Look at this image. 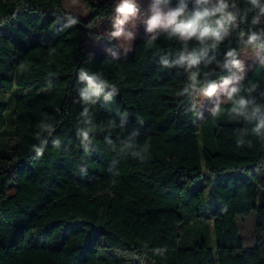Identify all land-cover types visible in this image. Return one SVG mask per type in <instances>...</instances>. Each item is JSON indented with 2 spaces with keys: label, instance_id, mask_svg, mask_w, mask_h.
<instances>
[{
  "label": "trees",
  "instance_id": "1",
  "mask_svg": "<svg viewBox=\"0 0 264 264\" xmlns=\"http://www.w3.org/2000/svg\"><path fill=\"white\" fill-rule=\"evenodd\" d=\"M118 1L83 0L84 20L63 0H0V264H264V63L201 123L195 106L242 50L264 49V15L225 0L236 20L215 45L162 30L127 57L88 51ZM183 3L187 16L218 0ZM81 71L105 82L99 95ZM184 205L197 213L183 234ZM201 228L215 248L190 243Z\"/></svg>",
  "mask_w": 264,
  "mask_h": 264
},
{
  "label": "rangeland",
  "instance_id": "2",
  "mask_svg": "<svg viewBox=\"0 0 264 264\" xmlns=\"http://www.w3.org/2000/svg\"><path fill=\"white\" fill-rule=\"evenodd\" d=\"M103 1V0H97ZM122 2L119 0L115 5L112 14L98 22L95 27V35L90 37L86 42L85 46L88 51L99 54H106L116 58L125 57L130 55L129 53L133 49L134 43L144 37L151 36L164 29H157L149 32L147 30V20L152 15L153 8H159L163 11L173 9L170 5L162 4L158 0H129L131 3H135L137 6V13L135 16H130L123 24L117 23L116 7ZM64 9L79 18L84 20L89 19L90 10L83 2V0H63ZM119 33L118 36H114L113 33ZM93 49V50H91ZM264 63V49L260 47L247 48L242 50L238 56L239 67L235 66L232 74L225 80H229L230 83L225 85L222 80L218 83L215 93L212 95H205V91L201 90L195 95V106H196V119L201 123L220 103H225L229 100L230 90L236 86L248 73L252 67L258 63ZM7 118L8 123L5 127L7 131L6 138L11 137V112L13 110V102L7 99ZM205 177V175L203 176ZM207 193L203 194L199 202L201 207L206 208L205 200ZM258 205H264V187L259 188ZM200 212V210H198ZM197 211H192L191 207L183 206L180 210V215L183 217V226L180 231L183 233L185 227L188 226V222L193 218V215ZM255 225V213H252L246 218L247 229H252ZM184 234V233H183ZM207 230L200 229V231H192L187 238L190 243L201 239L205 236L207 243L212 247H216L215 241L213 240V234L206 236ZM186 236L181 238L183 244L188 242Z\"/></svg>",
  "mask_w": 264,
  "mask_h": 264
},
{
  "label": "clouds",
  "instance_id": "3",
  "mask_svg": "<svg viewBox=\"0 0 264 264\" xmlns=\"http://www.w3.org/2000/svg\"><path fill=\"white\" fill-rule=\"evenodd\" d=\"M207 3V0H197V4ZM249 3L253 8H259L260 14L264 15V5L261 4V0H249ZM228 4L225 0H218V5L212 8H197L191 15H185L186 5L183 0L175 9L168 11H163L159 8H153L152 15L147 20V30L149 32L155 31L157 29L170 30L171 35L179 36L184 40L196 38L200 42H205L211 40L214 45L223 41L227 35L226 24H230L236 20V16L230 12L226 11ZM118 19V24H123L130 16H135L137 13V6L135 3L129 2V0H122V2L115 9ZM219 14V19L213 21V17ZM255 23V20L253 21ZM71 23H76L75 20H71ZM114 36H118L119 33H113ZM258 39L255 34L249 36V43H253ZM232 52L228 53L231 56ZM198 59L193 56L189 59L190 66L198 64ZM233 64L239 67V63L233 61ZM193 74L192 77V87H195L196 79ZM80 79L87 82L88 89L94 90V94L99 95L105 82L99 80L97 74L89 75L88 73L81 71ZM229 80H225L224 84H229ZM216 85L210 84L205 90V95H212L216 91ZM237 90L233 88L229 95H232ZM90 92L85 90L82 96L85 100L89 98ZM242 105L245 101L241 100ZM85 138H87V133H84ZM42 149H37L38 154H42Z\"/></svg>",
  "mask_w": 264,
  "mask_h": 264
},
{
  "label": "crops",
  "instance_id": "4",
  "mask_svg": "<svg viewBox=\"0 0 264 264\" xmlns=\"http://www.w3.org/2000/svg\"><path fill=\"white\" fill-rule=\"evenodd\" d=\"M135 44V43H134ZM133 47H134V45H133ZM91 50H93V49H91ZM96 49H94L93 50V52L95 51ZM133 53V49H132V51L129 53L130 55ZM130 55H125V57H127V56H130Z\"/></svg>",
  "mask_w": 264,
  "mask_h": 264
},
{
  "label": "water",
  "instance_id": "5",
  "mask_svg": "<svg viewBox=\"0 0 264 264\" xmlns=\"http://www.w3.org/2000/svg\"><path fill=\"white\" fill-rule=\"evenodd\" d=\"M138 40H139V39H138ZM138 40H137V41H138ZM137 41H136V42H137ZM136 42H135V43H136Z\"/></svg>",
  "mask_w": 264,
  "mask_h": 264
}]
</instances>
